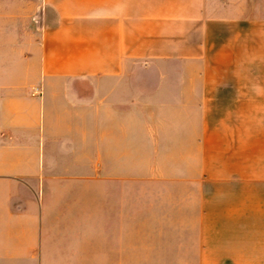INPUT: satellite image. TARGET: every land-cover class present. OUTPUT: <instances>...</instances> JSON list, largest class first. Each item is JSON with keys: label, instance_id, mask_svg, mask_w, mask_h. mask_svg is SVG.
Wrapping results in <instances>:
<instances>
[{"label": "crops", "instance_id": "obj_1", "mask_svg": "<svg viewBox=\"0 0 264 264\" xmlns=\"http://www.w3.org/2000/svg\"><path fill=\"white\" fill-rule=\"evenodd\" d=\"M39 1L37 45L0 47V264H81L62 261L81 254L88 224L101 230L88 176L102 190L120 144L133 158L136 116L144 128L164 110L189 111L214 188L255 184L254 198L207 201L195 264H264V0L253 18L215 0ZM226 143L242 150L211 159Z\"/></svg>", "mask_w": 264, "mask_h": 264}, {"label": "rangeland", "instance_id": "obj_2", "mask_svg": "<svg viewBox=\"0 0 264 264\" xmlns=\"http://www.w3.org/2000/svg\"><path fill=\"white\" fill-rule=\"evenodd\" d=\"M39 2L0 0L3 53L22 43L26 57L31 52L30 45H37L41 29ZM216 5L222 7L218 9ZM215 6L219 12L248 18L257 13L255 0H215ZM166 67L167 71L175 70L173 64ZM184 68L190 70L189 66ZM136 70L154 69L136 65ZM147 114L151 120L144 128L143 121L136 116L133 158H126L131 153H122L126 145L120 144V158L108 161V165L104 163V174L111 168L114 175L103 177L102 190L95 191L98 181L88 176L84 193L86 216L88 220L101 216V230L99 225L94 230V225L88 224V238L80 241L81 254L64 256L62 263L79 258L81 264H195V250L203 242L202 220L207 201L242 198V191H247L248 199L254 198V181H248L244 187L227 182L223 192L222 187L214 188L206 175L207 146L190 142L194 137L189 111L183 112L182 121L175 118L174 111ZM247 117L253 120V112H248ZM244 146L248 160L253 158V140ZM222 147L226 151L237 152L240 147L242 150L238 143L213 144L208 150L211 159ZM61 210L57 209L55 214H62Z\"/></svg>", "mask_w": 264, "mask_h": 264}]
</instances>
